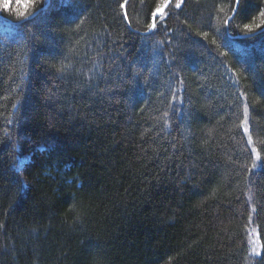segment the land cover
Returning a JSON list of instances; mask_svg holds the SVG:
<instances>
[{
	"label": "trees",
	"instance_id": "obj_1",
	"mask_svg": "<svg viewBox=\"0 0 264 264\" xmlns=\"http://www.w3.org/2000/svg\"><path fill=\"white\" fill-rule=\"evenodd\" d=\"M31 3L0 1V264H264V0Z\"/></svg>",
	"mask_w": 264,
	"mask_h": 264
},
{
	"label": "rangeland",
	"instance_id": "obj_2",
	"mask_svg": "<svg viewBox=\"0 0 264 264\" xmlns=\"http://www.w3.org/2000/svg\"><path fill=\"white\" fill-rule=\"evenodd\" d=\"M0 1H3V0H0ZM233 16L231 14L228 19L231 20L233 18ZM40 17L36 20L37 22L42 21V19H40ZM2 25L3 24L1 23L0 26H2ZM249 53H250L249 51H246L245 53L241 52V54H246V55H249ZM155 60L157 61L158 59L156 58ZM253 156H254L255 163L258 164V157L255 154ZM24 161H25V159L20 160V166ZM247 240L249 241V244L251 246L252 258H258L261 254V244L259 243L257 230L255 231V226L253 225V223H251L250 227L248 228Z\"/></svg>",
	"mask_w": 264,
	"mask_h": 264
},
{
	"label": "snow or ice",
	"instance_id": "obj_3",
	"mask_svg": "<svg viewBox=\"0 0 264 264\" xmlns=\"http://www.w3.org/2000/svg\"><path fill=\"white\" fill-rule=\"evenodd\" d=\"M167 6H168V0H164V3L159 4L157 6L156 10L153 12V17L155 18L157 16V14L162 16L165 13V9L167 8ZM176 6L179 7L180 5L177 4ZM5 7H7V5H5ZM35 7H36V5L34 3L27 5L23 12H19L17 14L18 18L27 19L32 14L31 9H33ZM122 7H123V5H122ZM261 15H262V17H264V13H262ZM259 26H260L259 24H256V25H245L244 27H245L246 32H251V31H253L254 27H259ZM149 27L150 28L155 27V23H153Z\"/></svg>",
	"mask_w": 264,
	"mask_h": 264
},
{
	"label": "bare ground",
	"instance_id": "obj_4",
	"mask_svg": "<svg viewBox=\"0 0 264 264\" xmlns=\"http://www.w3.org/2000/svg\"><path fill=\"white\" fill-rule=\"evenodd\" d=\"M48 3L47 4H44L43 6H40V8L37 9L36 11H34V12L32 11L31 12L32 14L27 19H23V20L30 21L31 19H33L35 16H37L39 14V12L41 10L45 9L48 6ZM123 9H125V7H123ZM0 18L2 19V16L1 15H0ZM2 21H5V23H7L6 25L9 28L7 31H9L11 35H14V34H18L19 33V30L13 27L12 19L10 17H7L6 16ZM228 21H230V19H228ZM21 159H25V158H22V157H18L17 158V163L19 165H20V160Z\"/></svg>",
	"mask_w": 264,
	"mask_h": 264
},
{
	"label": "water",
	"instance_id": "obj_5",
	"mask_svg": "<svg viewBox=\"0 0 264 264\" xmlns=\"http://www.w3.org/2000/svg\"><path fill=\"white\" fill-rule=\"evenodd\" d=\"M170 0H168V3H169ZM46 3H48V0H46ZM237 4H238V0H235V5H234V9H233V13H232V16L234 15L235 11H236V7H237ZM125 7V5H124ZM37 13V12H36ZM154 19V17H153ZM251 34H248V35H244V36H250Z\"/></svg>",
	"mask_w": 264,
	"mask_h": 264
}]
</instances>
